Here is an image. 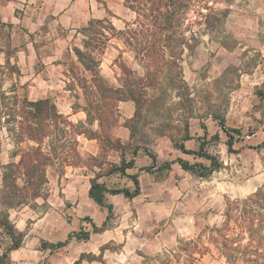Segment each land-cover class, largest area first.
<instances>
[{
  "label": "rangeland",
  "instance_id": "1",
  "mask_svg": "<svg viewBox=\"0 0 264 264\" xmlns=\"http://www.w3.org/2000/svg\"><path fill=\"white\" fill-rule=\"evenodd\" d=\"M212 5L230 10L221 26L205 31L198 25V15L190 13L181 21L182 29L168 33L174 42L159 54L151 53L165 64L161 74L118 34L127 25L140 34L147 23L123 0H0V50L10 63L0 61V199L5 173L12 178L9 184L21 189L31 180L19 169L30 148L39 147L47 155L52 146L58 156L41 168L45 179L44 173L39 179L34 176L41 196L35 198L28 191L12 208L24 237L12 264H230L211 241L212 229L222 225L228 200L246 199L264 186V0ZM93 20L104 21L101 26L109 39L96 35L101 43L86 50L91 33L83 29ZM137 38L141 41L140 35ZM183 38L187 47L180 42ZM76 48L91 55L94 63L84 62L89 70L78 60ZM25 54L27 65L35 69L20 79L17 63ZM49 54L60 66V82L45 85L53 93L51 103L64 95L74 110L87 114L88 121L57 124L59 130L66 129L65 138L50 128V139L16 144L9 132L13 125L5 122L10 116L3 114L7 112L3 93L10 95L6 92L14 86L20 98L34 101L29 99L31 75L43 69ZM126 80L137 86L139 104L133 120L126 122L133 129L132 139L120 147L113 141V130L119 122V90ZM148 85L152 87L144 89ZM99 120L100 130L94 133V121ZM223 127L234 137L232 151ZM79 133L98 138L102 149L98 158L79 156ZM181 143L199 155L182 153ZM112 149L126 161L135 149L156 155L153 177L160 184L153 188L144 183L145 196L123 198L108 217L107 209L86 196L87 183L68 187L62 177L68 164L93 170L108 163L98 175L109 174L114 166L109 163ZM178 159L189 162L193 170H184ZM163 163L171 164L170 169L158 170ZM10 166L15 168L5 170ZM120 178L134 189L131 180ZM116 183L110 189L121 188L122 182ZM3 207L1 212L9 210ZM85 232L89 237L79 239ZM7 241L1 238L2 248ZM60 243L63 246H56ZM194 246L207 250L198 254Z\"/></svg>",
  "mask_w": 264,
  "mask_h": 264
},
{
  "label": "trees",
  "instance_id": "2",
  "mask_svg": "<svg viewBox=\"0 0 264 264\" xmlns=\"http://www.w3.org/2000/svg\"><path fill=\"white\" fill-rule=\"evenodd\" d=\"M126 6L133 10H139V15L142 16L147 23H145L142 28L143 32L137 33L133 27L127 25L125 30L118 31L124 39L125 43L138 53L143 55L144 61L155 68L157 73H163L165 64L162 60L153 59L151 53L159 54L161 51L167 49L169 44L174 42L168 33H171L176 28L182 29L181 21H186L190 13H196L200 19L198 25L204 26V30L212 31L221 26L225 18L230 13V10H218L214 7L217 2H223L226 4L232 3L233 0H123ZM104 21H90L89 26L83 29L86 33L90 31L91 35L88 37L89 41L85 42L84 48L87 50L88 47L92 46V43H101L96 39V35L108 40L107 30L101 25ZM99 26L100 29H95ZM111 30L116 33V29L112 26ZM140 35L141 41L138 40L137 36ZM95 36V37H94ZM114 36V35H113ZM99 37V38H100ZM184 47L189 44L186 39L183 38L180 41ZM103 44V42H102ZM138 46L141 50H138ZM75 54L78 60L83 63L88 62V64H93L94 61L91 55H86L82 50L76 48ZM9 59L7 65H9ZM146 64V63H145ZM147 65V64H146ZM90 67H86L89 70ZM148 71V67L146 66ZM161 84V82L159 83ZM141 86V85H140ZM14 87V86H13ZM10 88L7 91L6 96L3 93V99L6 101L5 109L7 112H3L4 115L10 116V119L5 122L11 123L13 125L9 132L13 135L15 143H23L24 139L34 143H40L39 137L44 139H50L52 132L50 128H54L56 132H59L63 138L67 135L66 129L59 130L58 125L62 126H73L71 122L67 120L63 115L59 114L56 106L51 103L50 99L40 100V101H29L28 98H20L16 93L14 88ZM152 85L145 86L144 89L151 88ZM143 88V86L141 87ZM139 90L137 86L129 80H126L122 84V88L119 90L120 99L119 101H132L136 109H138L139 101L137 95ZM25 114L21 115L20 113ZM2 115V113H0ZM24 122L28 123L24 126ZM100 125L102 123L99 120ZM127 128L131 132V139L133 129L127 123ZM228 140L227 146L230 151L233 150L235 144L234 137L231 135L229 130L223 127ZM239 132V131H234ZM45 137H43L44 135ZM189 139H184V142ZM264 144V143H263ZM118 145L123 146L120 142ZM61 149L64 146L60 147ZM178 149L188 155H199L196 151L189 150L186 148L184 143L178 146ZM156 165L157 159L152 153L145 152ZM138 149H135L132 153V159L126 161L124 158L120 166H113L109 172L111 174H119L121 176L128 177L129 180L133 182L134 189L130 188H118L110 189L105 183L98 182L100 176L91 181V188L89 190V197L95 202L97 206L108 210V217L113 213L114 206L107 202V195H119L122 194L126 199H133L141 195V186L137 175L127 174V170L134 167V159L137 157ZM203 156V155H201ZM52 159H58L56 151L52 146H50V153L45 155L41 148L32 147L26 153L25 157L22 158L19 163V169L25 178L31 179L27 182V186L23 189L19 188L18 185L9 184V180L12 179L6 173L4 175V187L1 195V203L7 209H12L15 205H19L21 200H23L24 193L28 191L33 192L35 198L40 197L41 193L37 192L39 186L34 182L35 178L39 179V174L44 173L42 167L48 166ZM213 160V159H212ZM178 164L187 171L193 170V166L189 162L182 159H178ZM216 164V163H214ZM171 164H162L158 169L160 171L170 169ZM154 166L147 169L149 172ZM6 167L5 170L10 171ZM15 168V167H14ZM12 168V169H14ZM46 183V182H45ZM44 183V184H45ZM90 220V219H88ZM92 226L96 229V225L93 223ZM213 234L211 235V241L215 245H219L221 251L227 261L230 264H237L242 262L243 264H264V186L259 189L255 194L249 196L242 200H228L226 207L223 212V223L220 227H214L212 229ZM83 237H80L82 236ZM79 239H87L89 233H81L78 235ZM6 238L8 241V246L3 248V253L0 255V264H12L10 253L12 251L21 248L24 237L21 232L15 227L14 223L10 219L8 212H0V246L2 247L1 238ZM194 244V243H192ZM56 246H63V243ZM199 248V246H198ZM195 253L204 254L207 250L205 246L201 249H197L194 246ZM193 253V252H192ZM191 253V254H192Z\"/></svg>",
  "mask_w": 264,
  "mask_h": 264
},
{
  "label": "crops",
  "instance_id": "3",
  "mask_svg": "<svg viewBox=\"0 0 264 264\" xmlns=\"http://www.w3.org/2000/svg\"><path fill=\"white\" fill-rule=\"evenodd\" d=\"M2 22H5L2 19ZM34 53L36 58H39L38 55V49L36 47H33ZM0 54L4 56L3 59H1V64L6 65L8 58L6 56V53L4 50H0ZM49 62L44 63V67L42 70H39L31 75L32 80L31 84L28 86V88H32V93L29 95V99L32 98L34 101H40V100H46L50 99L51 96H53L52 91L49 90L45 85H50L54 83L55 81L60 82V72H59V64L57 63V57H52L51 54L48 55ZM17 66L19 70L21 71L20 79H25L31 70L33 71L35 67L33 65H27L26 61V54L23 59V61L18 62ZM100 69L103 68V64L100 65ZM102 74H105V71H102ZM109 76V75H108ZM34 82H36V86L34 85ZM26 84V81L24 82ZM31 99V100H32ZM58 101V102H57ZM54 104L57 106V109L59 111V114L63 115L69 122H71L73 125L79 124V123H85L88 121L87 114L83 110H74L70 104V100L68 97L61 95L57 96L56 100H54ZM118 112H119V122L117 126L113 130V141L120 142L123 146L128 144L131 140V133L130 130L126 126L127 121L133 120V118L136 115V106L132 101H119L117 106ZM94 133L98 132L100 130V124L98 121H94ZM77 140H78V146L77 151L79 153V156L82 159H87L89 157L98 158V156L101 154L102 149L101 145L99 144V140L96 137H88L85 133H79L77 134ZM113 155L109 156V163L112 165L120 166L122 162V156L118 155L116 156V150L112 149ZM156 156V155H155ZM157 159V157H156ZM158 162V161H157ZM158 163H156L157 165ZM164 164V163H163ZM108 163L103 164V166H95L93 170L89 169L87 166H73L71 164H68L66 166V171L63 174L62 180L65 181V184L68 187H71L72 183L75 184V182H81L87 183V189H86V196L89 197V190L91 188V181L96 179L97 176H100L98 179V182L105 183L108 188H110V185L115 186L117 181L122 182L121 188H130V184H125L124 180L119 174H106V175H98L102 172L103 167L107 166ZM162 165V164H161ZM160 165V166H161ZM153 166L152 159L146 154V153H138L137 157L134 159V167L132 169L127 170V174L129 175H137L140 186H141V195L138 197H135L133 199H126L124 195H107V202L111 205H115L119 202H122L123 198L124 200H136L141 198L142 196H145V190L143 188L144 183H150L153 188H155L156 185H159L160 183L156 180H154V169L152 168L149 172L147 169ZM159 170V169H158ZM55 172V171H53ZM59 175L57 174V178ZM71 179H67L70 178ZM125 177V176H124ZM128 178V177H127ZM90 198V197H89ZM91 199V198H90ZM95 203V202H94ZM2 210H5L0 199V212ZM10 215L11 221L14 222L15 227L22 232L20 229V224L18 225L17 221H14L13 219V212L15 210L9 209L7 211ZM15 214H18L15 212ZM18 250L12 251L10 253L11 261L14 260L15 254L18 253ZM3 253V248L0 246V255Z\"/></svg>",
  "mask_w": 264,
  "mask_h": 264
}]
</instances>
